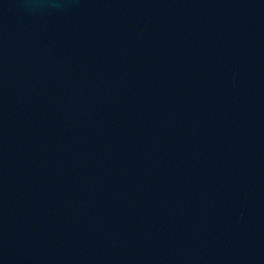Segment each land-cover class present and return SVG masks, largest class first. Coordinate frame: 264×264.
<instances>
[{
    "label": "water",
    "instance_id": "1",
    "mask_svg": "<svg viewBox=\"0 0 264 264\" xmlns=\"http://www.w3.org/2000/svg\"><path fill=\"white\" fill-rule=\"evenodd\" d=\"M0 264H264V0H0Z\"/></svg>",
    "mask_w": 264,
    "mask_h": 264
}]
</instances>
